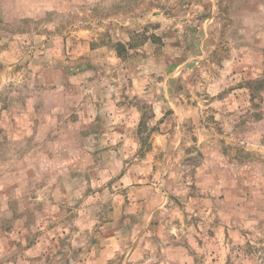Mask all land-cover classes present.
<instances>
[{"label":"clouds","instance_id":"9594fccd","mask_svg":"<svg viewBox=\"0 0 264 264\" xmlns=\"http://www.w3.org/2000/svg\"><path fill=\"white\" fill-rule=\"evenodd\" d=\"M0 264H264V0H0Z\"/></svg>","mask_w":264,"mask_h":264}]
</instances>
